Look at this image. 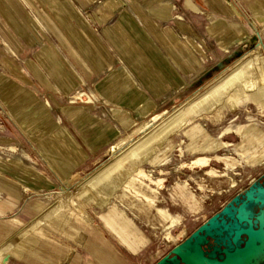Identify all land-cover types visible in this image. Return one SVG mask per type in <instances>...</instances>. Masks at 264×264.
Instances as JSON below:
<instances>
[{"label": "crops", "instance_id": "1", "mask_svg": "<svg viewBox=\"0 0 264 264\" xmlns=\"http://www.w3.org/2000/svg\"><path fill=\"white\" fill-rule=\"evenodd\" d=\"M249 19L264 26V0H0V219L61 183L0 246V264H39L32 244L52 222L80 237L92 223L65 200V179L185 98L232 57ZM124 180L87 186L82 202L108 207ZM117 213L105 218L136 251L145 240ZM72 216L83 225L70 226Z\"/></svg>", "mask_w": 264, "mask_h": 264}, {"label": "rangeland", "instance_id": "2", "mask_svg": "<svg viewBox=\"0 0 264 264\" xmlns=\"http://www.w3.org/2000/svg\"><path fill=\"white\" fill-rule=\"evenodd\" d=\"M249 23L241 33L242 41L231 45L229 50L233 52L232 57L223 61L218 58L220 64L218 63L217 70L207 74L185 98L165 110L180 111L191 99L201 98L196 107L192 106L193 109L185 112L182 123H178L180 127L173 125L176 122L173 118L166 121H150L158 114L156 113L122 134L107 147L97 161L90 162L82 171L65 179L69 181L61 191L65 200L76 207L80 206L82 214L89 218L92 224L85 228L80 237H76L75 232H66L68 225L55 228V222H52L51 229L47 227L48 234L37 244H32L38 249L39 264L41 259L46 260L42 264H50L52 260L54 264H154L255 182L259 184L254 185L251 196L262 198L263 183L259 179L264 174V97L260 94L256 99L248 92L245 98L228 100L217 87V82L237 70L246 53L259 44L262 45L261 54L264 60V26L251 19ZM257 34L261 40L256 38ZM222 54L224 53L219 51V56ZM222 99L231 101L233 106L223 105ZM143 124L154 125V128L166 125L169 130L145 149L137 160L121 163L117 155L111 154L110 147ZM226 134H229L228 137L223 136ZM186 137H189V140ZM137 138L139 136L135 137ZM184 140L188 143L192 141V144L188 146ZM221 140L231 143L228 146L226 143L222 144ZM220 146L228 147L220 150ZM214 148H219V151L204 154L211 161L210 165L203 169L200 165L206 166L207 159L196 160L202 163H195V166L188 164L190 158L183 155L186 150L204 152L213 151ZM146 163L142 169L140 165ZM115 176L125 180L113 193L109 206L113 202L123 204L127 194L128 206H123L117 213L121 216L120 223H133L135 226H131L135 235L138 234L137 228L145 240L143 245L136 243L139 248L133 252L128 249L129 241L125 243L121 237L127 232L121 230L120 224L110 222L107 218L101 220L106 209L99 217L96 216L93 203L82 202L83 190L87 186ZM60 185L61 183L51 191L34 196L32 202L23 204L20 212L15 211L0 219L5 226V230H0V246L8 237L14 236L22 227L29 225L42 214L44 208L38 205L44 204L45 195L54 192ZM247 200L250 199L243 197L241 202L245 203V213L252 220L253 229L257 230L260 223L255 218L260 214L264 218V211L261 204ZM238 205H235L234 209L237 210L240 207ZM67 221L72 227L83 225L75 216ZM74 238L77 240L73 241ZM246 239L245 236L241 237V246ZM10 254L16 257L14 252ZM6 257L14 259L10 255ZM218 257L219 261L223 259L221 254ZM31 261L26 264H32ZM13 264L20 263L16 261ZM241 264H264V240L256 242V248L248 257V261L244 259Z\"/></svg>", "mask_w": 264, "mask_h": 264}, {"label": "bare ground", "instance_id": "3", "mask_svg": "<svg viewBox=\"0 0 264 264\" xmlns=\"http://www.w3.org/2000/svg\"><path fill=\"white\" fill-rule=\"evenodd\" d=\"M261 49L262 45L259 44L254 49L248 51L245 57L242 59L238 69L232 71L230 74H228L219 82H217V87H219V89L222 90V93L225 94V98H227L228 100H232V98L238 99L240 97L245 98L248 92H251L256 97V99H258V95L260 94L264 97V60L261 54ZM199 98L200 97L191 99L190 103L183 107V109L180 111L173 110L172 112L163 111L161 113H158L154 115L150 119V121H166L170 118H173L177 122L173 123V125L177 126L178 123H182L181 119L186 114L185 112L197 106V101L201 99ZM222 104H228L230 106H233V103L231 101L228 102L225 99H222ZM222 104L220 103L221 106ZM153 126L151 124H143L138 126L133 130L131 134L120 139L118 142H116L110 147L109 150L111 154L117 155L121 163L128 160H137L145 149H147L151 144L162 138L164 134L168 133L169 126L166 127L165 125V127L160 126L156 128H154ZM177 127L180 126L178 125ZM136 136H139V138L135 139ZM193 163L201 164L202 162L196 161ZM249 199H252L251 195L249 196ZM257 203L262 205L264 204V201L263 203L261 201ZM244 205L245 203L243 202L239 207V210L242 208V211L245 212ZM238 218L240 222L246 221L248 223V228L246 229L249 232V241H247L246 239L243 247L239 252H233L232 256L228 257L223 262L220 263L218 261L214 264H241L244 259L248 261V257L252 255L256 248V242L258 240H264V219L262 215H259L257 217V220L260 223V227L258 230L255 231L251 228V221L248 218L240 216ZM186 260L188 264H205L203 259L197 257L189 258Z\"/></svg>", "mask_w": 264, "mask_h": 264}, {"label": "water", "instance_id": "4", "mask_svg": "<svg viewBox=\"0 0 264 264\" xmlns=\"http://www.w3.org/2000/svg\"><path fill=\"white\" fill-rule=\"evenodd\" d=\"M228 135L229 134H226L223 136L228 137ZM186 139L189 140V137H186ZM184 141L187 142L186 140ZM189 142L190 143L187 142L188 146L192 144V141H189ZM221 143L222 144L226 143L229 146V143L231 142H228V141L224 142L223 140H221ZM228 146H225V147L220 146L219 148L221 150V149L227 148ZM219 148L217 149L214 148L213 151L207 150L204 152H194V151H191L192 150L191 149V150L184 151L185 154L183 155L190 158L188 161V164H191V165H195L192 163L198 159H203V158L207 159L206 166L200 165V168L203 169V168L208 167V164L211 161L210 158L208 156L206 157V155L204 154L215 153L216 151H219L218 150ZM145 165H147V163L140 165V167L142 168ZM259 180L263 183V186H261V196L264 199V174L261 176ZM256 183L258 182H255L254 184H252V186L248 190L243 192V194L239 196H235L218 213L211 216L205 223L200 225L194 232H192L189 236H187L181 243L174 246L166 255L160 257L157 260V262L154 264H188L186 259L193 258V257L203 259L205 264H212V263L214 264L217 261H219V257H218L219 254L223 255L222 258L225 257L227 259L228 257L232 256L233 252H239L242 246L244 245L243 243V245L241 246L242 244L241 237L249 236V232L247 231L246 226L243 223H241L238 218L239 217V207L237 210L234 208H235V205H238L239 202H241V199L243 197L246 199H249V196L251 195L250 192L252 191ZM128 184L129 182L127 183V185ZM127 185L124 186L125 194L127 192L125 189ZM127 198L128 197L126 194L124 196L123 204L119 202H113L112 205L105 207L101 210L95 211L96 216L101 217L105 209H106L105 210L106 213L111 210L119 212L121 208L125 206L126 203L128 202ZM240 204L238 206H240ZM106 213L104 216L101 217V220L106 219L105 218Z\"/></svg>", "mask_w": 264, "mask_h": 264}, {"label": "flooded vegetation", "instance_id": "5", "mask_svg": "<svg viewBox=\"0 0 264 264\" xmlns=\"http://www.w3.org/2000/svg\"><path fill=\"white\" fill-rule=\"evenodd\" d=\"M252 202H254V203H257V202H259V201H261L262 203H263V201H264V199L263 198H257V197H253L252 196V199H250ZM263 208H264V204H262V210H263ZM261 215V214H260ZM239 216L240 217H246V218H248L250 221H251V228L253 229V222H252V220L248 217V215H247V213H245V212H243L242 211V208L239 210ZM263 216V215H262ZM257 217H258V215L256 216V218L255 219H257ZM264 219V218H263ZM245 224H246V228H248V223L246 222V221H243ZM243 222H241V223H243ZM259 229V228H258ZM257 229V230H258ZM254 231H255V229H253ZM247 241H249V236H247ZM243 247V246H242ZM224 260H226V258L224 257L222 260H220L219 262L221 263V262H223ZM218 262V261H217Z\"/></svg>", "mask_w": 264, "mask_h": 264}]
</instances>
